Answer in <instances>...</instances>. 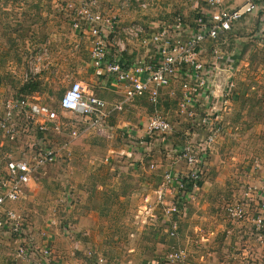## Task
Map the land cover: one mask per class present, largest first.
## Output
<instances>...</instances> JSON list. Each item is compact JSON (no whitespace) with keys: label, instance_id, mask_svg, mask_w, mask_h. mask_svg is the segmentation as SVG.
Wrapping results in <instances>:
<instances>
[{"label":"rangeland","instance_id":"374dc122","mask_svg":"<svg viewBox=\"0 0 264 264\" xmlns=\"http://www.w3.org/2000/svg\"><path fill=\"white\" fill-rule=\"evenodd\" d=\"M108 1L112 3L119 0ZM151 1L153 11L157 5L162 11L172 5L171 0ZM90 2L0 0V3H10L12 8L11 11L0 10V19L11 16L17 20L10 28L16 36L10 46L16 50L0 55V89L5 90L7 84L12 82L16 86L13 85V93L18 94L20 79L11 77L16 65L22 70V80L24 75H30L27 62L29 54L38 49L34 46L35 38L33 36L32 42L28 43L17 40H25V37L30 39L29 34L35 35L37 22L43 27L44 44L40 49L56 51V46L68 48L69 36L74 33L73 23H86L84 10ZM123 2L128 4L131 0ZM99 6L105 13H115ZM175 10L173 8L166 14L175 17L180 13ZM192 14L194 18L195 12L192 11ZM258 21L256 15L244 20L236 33L234 46L223 49L224 53L234 54L239 59L225 67V71L230 73L229 76H220L221 88H217L218 97L213 104L197 107L196 117L199 121L184 120L179 113L180 89H175L174 98L165 91L158 110L171 119L173 130L170 136H155L158 142L151 158L147 159L149 169L121 162L116 152L120 150L124 133L122 126L117 127L119 119L113 115L104 128L91 129L89 134L71 143L73 156L70 160L65 157L34 178L30 187L40 186L42 196L38 215L35 213L37 218L30 221L31 224L36 222L42 240L50 238L48 224L57 229L68 225L73 227V223L81 224L84 228H90L92 233L77 232L71 234L72 238L64 234L70 246L76 242L86 246L87 252H93L91 259L94 262L98 255H103L110 264H164L170 252L169 246L173 244L170 238L168 240V229L171 228L168 220L176 218L168 215V209L178 202L175 191H166L164 175L180 160V146L192 141L197 145L202 144L206 149L207 162L202 187L196 198L187 205L186 212L206 211L219 220H225L223 217L226 216L228 204L242 200L241 187L247 181L255 161H264V39L255 30ZM4 24L0 21V34L3 35L10 32ZM80 34L77 32V35ZM140 54L144 55V50ZM65 77V73H60L55 78L53 88L43 91L41 95L44 102L56 111L59 110L58 101L67 89ZM38 78L33 79V82H38ZM231 83V91H225ZM6 93L8 91L5 90L0 94ZM166 98L168 101H165ZM136 101L149 118L154 108L146 100ZM206 116H210L212 122L205 124L203 118ZM50 139L51 145H58L55 138ZM169 141L174 146L172 151L167 147ZM179 163L180 170L188 169L183 160ZM166 164H169L168 169L162 167ZM74 215L80 218L74 219ZM53 244L56 245V242Z\"/></svg>","mask_w":264,"mask_h":264},{"label":"built area","instance_id":"2783aa9c","mask_svg":"<svg viewBox=\"0 0 264 264\" xmlns=\"http://www.w3.org/2000/svg\"><path fill=\"white\" fill-rule=\"evenodd\" d=\"M90 1L84 10L86 23L74 22L73 31L92 40L95 74L121 86L124 99L111 107L104 99L89 94L85 84L79 81L72 82L58 101L62 114L33 95L0 97V237H14L18 242L17 258L27 264H52L53 247L48 241L38 244L29 231L27 218L6 205L23 200L34 178L47 167L65 157L70 160L71 143L82 136L83 129L104 128L112 114L123 111L125 104L146 98L154 112L146 123L145 135L139 140L128 135L127 139L131 145L147 148L155 136L172 134L171 119L158 110L165 91L174 98L175 89H180L179 113L184 120L199 121L197 107L213 104L218 97L217 88H221L220 76H229L230 71H225V67L234 60L223 49L234 46L239 25L250 16H258V34L264 39V0H244L234 8L228 5L233 0L196 2L193 27L188 31L181 13L171 24L159 22L151 31L136 22L123 24L118 14L105 13L97 0ZM151 2L131 0L124 6L148 10L153 5ZM80 42L74 44L76 48L80 47ZM134 45L139 49L132 52ZM142 50L144 55L141 56ZM27 63L30 75H24L25 83L33 82L50 70L55 71L48 49L31 52ZM232 88L231 83L225 91L230 92ZM203 119L205 124L212 122L210 116ZM53 134L68 139L58 140L57 146L51 145ZM180 153L179 159L185 162L187 171L164 175L166 191H175L178 196V202L168 209V215L176 217L168 220L170 236L175 238L180 231L179 219L202 187L207 162L202 144L187 142L180 146ZM129 156L132 154L126 157ZM263 171L264 161L256 160L241 187L242 200L226 208V219L236 226L232 232L239 243L247 247V264H258L257 250H264ZM71 227H65V233L72 238L71 231H66ZM79 246L75 242V250H79ZM87 256L91 258L93 252H88ZM189 256L186 247L175 246L164 264H211L204 258L192 263ZM93 264L110 263L105 256L98 255Z\"/></svg>","mask_w":264,"mask_h":264},{"label":"crops","instance_id":"0c3cea01","mask_svg":"<svg viewBox=\"0 0 264 264\" xmlns=\"http://www.w3.org/2000/svg\"><path fill=\"white\" fill-rule=\"evenodd\" d=\"M106 1L107 2L100 0L99 2V0H97L98 5H102L105 11H115V14H118L120 16L121 22L123 24L136 22L146 27L147 29L149 28L151 31L155 30V27L159 22L165 24H171L173 22L174 17H171L170 14H166L168 12H171L173 8L183 14V16L185 17L187 31L190 30L193 27L194 21V18L192 17L193 4H195L196 2H204V0H171L170 3L173 6L170 5V7H168L167 9L165 8V10L163 11L159 5H157V8H154V11L151 8L148 10H143L138 6H134L129 11V9L125 8L123 0H119L117 2L112 1V3L108 0ZM243 1L244 0H233L230 1L228 5L229 7L234 8L236 5L241 4ZM108 2L110 4H108ZM39 6L42 7L43 4H39ZM108 7H111L112 9H108ZM11 9L12 8L10 3H0V10L11 11ZM5 17L6 18L0 19V21H3L5 23L4 25H7V28L10 30L14 22H16L17 20L12 19L11 16ZM7 17H9L10 19ZM259 25L260 22L258 21L257 27L255 28V30H257L258 32ZM41 28L43 27L38 25V23L36 22L35 35L29 34L30 39L25 37V40H17V42H32L31 39L34 36L36 43V45L34 46L38 48L36 51L42 50L40 49V47L44 44V40ZM14 33L15 32L10 30V32L7 31L4 35L0 34V55L2 53H4L3 55H5L7 53L15 52L16 49H13L10 46V42L12 43L13 41H15L14 38L16 36L14 35ZM69 40L70 48L56 46V51H49L52 55L55 71L52 72L50 70L49 72L39 75V78L36 80L38 81L36 82L37 91L30 95H33L34 97L41 100L42 103H45L44 97L41 96L43 91L53 88V86L55 85V78L60 73H65L66 88L70 87L72 82L79 81L85 84L89 94H95L99 98L104 99L108 104H110L111 107L112 105L121 102L124 99L123 89L121 88V86H119L112 80L97 77V75L95 74V69L93 67L91 59V50L93 47L92 40H90L88 37H81L76 33H73V35L69 36ZM78 41H81L80 47L76 48L74 44H76ZM138 49L139 46L134 45L131 47L130 51L133 52ZM17 52L19 53L18 50ZM227 54V56L233 58V60L235 61L236 58H238L235 57L234 54H229L228 52ZM22 75V70L19 68V65L14 66L13 70L11 71V77L14 78L17 76L20 79V89L18 90V94L16 95V93H13L16 86L11 82L7 84L5 89L6 91H8V93H6L7 95L0 94V97H19L24 95L20 90L29 83H25L22 80ZM5 90L0 89V93ZM136 100H146V98ZM136 100L125 104L123 111L114 112L112 114V116L114 115L116 119H119L117 120V122L119 121L117 127L122 126V132L124 133L122 145L120 147V150H118V152L116 153L119 159H121V162H125V164L129 163L132 167L149 169L147 159L151 158L158 140H153V142L146 148L137 146V144L131 145L130 140L127 139L128 135H130L134 140L143 138L145 135L144 131L146 129V123L149 119L148 116L146 117V113L144 111H141L145 109L141 105H139ZM146 102L148 101L146 100ZM58 112L60 114L63 113L60 108ZM140 125H143L144 127L142 126V128H140ZM91 129L92 128L83 129L84 132L82 136L89 134L88 132H91ZM53 138H55L56 141H63L68 139L67 136H65V138L63 139L58 137V135L56 134H53ZM167 147L170 151H172L174 146L171 141L167 143ZM127 154H132V156L126 157L128 156ZM166 161L168 162L169 160ZM179 162H182V160L177 161L176 165H173V167H171L168 172H186L187 170H180ZM168 165L166 164L162 167L168 169ZM150 167L154 166L151 165ZM41 196V187L31 186L30 189L27 190L26 196L23 200L17 203H8L6 205V208L15 210L23 214L27 218L30 227L29 231L38 244H43L47 241L50 242L51 246L53 247L54 255L52 264H93V259L87 256L88 252L86 246L80 244L79 250H75V243H72L70 246V243L64 234L65 226L64 228L60 227L59 229H57L54 227L52 228V226L48 224V227H50L48 236L52 240H50V238L45 241L41 239V235L38 232L39 227H37V225L35 224L36 222L34 221V223L31 224V221L37 218L36 214L38 215ZM224 217L223 219L225 220L222 221L210 212L198 211L197 213H192L187 211L180 219L183 223L181 222L182 225L180 227L179 235L177 238L171 237L169 230L170 227L168 229V240L170 238L173 241V244L169 246L170 249L175 246L186 247L190 255L189 260L192 263H194L197 259L200 260L204 258L207 260V262H211V264H247V247L242 246L238 241L237 235L232 232L236 229V226H230L228 224L229 220L226 219L227 216ZM79 218L80 216L74 215V219ZM226 224H228L229 226H227ZM70 229L73 235L77 232H82L83 234L92 233L90 228H84L83 226H81V224L74 225L73 223V227H71ZM11 237L12 236L10 235L0 237V264H13L14 262H17L18 264H27L22 259L17 258L18 242ZM53 242H56V245H54ZM256 258L258 259L256 263L260 264V262H263L264 264L263 248L257 250Z\"/></svg>","mask_w":264,"mask_h":264},{"label":"trees","instance_id":"16d2710c","mask_svg":"<svg viewBox=\"0 0 264 264\" xmlns=\"http://www.w3.org/2000/svg\"><path fill=\"white\" fill-rule=\"evenodd\" d=\"M238 59L239 58H236L237 61H238ZM36 89H37V83L29 82V84L24 86L20 91L24 95H30V94L36 92L37 91Z\"/></svg>","mask_w":264,"mask_h":264}]
</instances>
